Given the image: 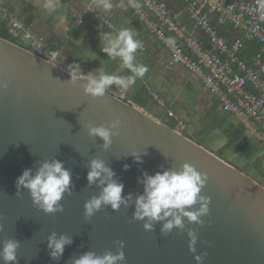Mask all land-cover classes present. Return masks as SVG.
I'll return each mask as SVG.
<instances>
[{"label":"water","instance_id":"obj_1","mask_svg":"<svg viewBox=\"0 0 264 264\" xmlns=\"http://www.w3.org/2000/svg\"><path fill=\"white\" fill-rule=\"evenodd\" d=\"M0 80L8 82L0 89V248L5 239L19 240V264H71L87 251L116 253L117 241H123L126 264H197L196 255L203 264H264V184L257 179L123 94L109 88L103 97L86 95L82 81H69L67 67L2 37ZM117 118L119 135L105 151L87 126H109ZM132 153H140L143 163ZM95 158L108 163L124 184L123 195L134 198L143 193L138 180L145 172L194 165L208 177L201 194L211 198L209 214L202 225L185 218L183 230L167 235L160 232L162 224L146 231L144 221L133 220L134 199L128 208L106 206L86 220L85 202L101 191L88 187L86 165ZM52 159L71 170L73 188L61 201L62 213L45 214L28 190L16 195V180ZM189 229L198 237L195 253ZM52 232L73 238L59 260L49 255Z\"/></svg>","mask_w":264,"mask_h":264},{"label":"clouds","instance_id":"obj_2","mask_svg":"<svg viewBox=\"0 0 264 264\" xmlns=\"http://www.w3.org/2000/svg\"><path fill=\"white\" fill-rule=\"evenodd\" d=\"M98 7L104 11L113 8L111 0H99ZM260 19L264 20V3L260 5ZM101 51L110 59H119L120 69H127L130 75H118L106 73L103 68H97L87 74L77 62L69 64L67 72L70 82L75 85L78 81L83 82L86 95L93 98L103 97L106 90L115 85L123 92H127L137 79H142L148 72V67L136 61V53L142 47L141 41L136 39L135 33L130 28L121 29L116 33L100 32ZM8 82L0 80V89H7ZM121 120L117 118L109 126H94L89 124L88 134L100 138L102 148L106 151L113 144V137L118 136L117 129ZM134 161L143 163L140 153H132ZM129 166L125 165V169ZM88 187L93 185L101 189L99 195H93L84 204V217L90 220L96 212L106 206L113 211H119L123 206L130 207L134 199L133 220L144 221L146 231H154L156 224H162V235L171 233L174 229L185 228V218L189 223L203 224L202 217L209 214L210 197L202 195L208 177L201 173L194 165L184 163L179 169H167L150 175L147 172L138 180L143 184V193L133 197L129 193L123 195L124 184L117 180L114 170L100 158L92 159L88 165ZM19 195L21 190H28L33 204L45 214H56L64 211L63 200L66 194H72V172L58 159L45 160L33 173L32 169H25L16 180ZM3 225H0V232ZM190 238L189 248L196 252L198 237L194 230L187 232ZM73 243V238L64 233L52 232L47 239L49 255L53 260H59L66 246ZM120 247L116 253L105 252L97 255L93 251H87L74 258L71 264H126L123 251V241H117ZM20 241L17 239H5L0 248V260L3 264H19L17 252ZM206 255V253L204 254ZM197 264H203V256L196 255Z\"/></svg>","mask_w":264,"mask_h":264},{"label":"built area","instance_id":"obj_3","mask_svg":"<svg viewBox=\"0 0 264 264\" xmlns=\"http://www.w3.org/2000/svg\"><path fill=\"white\" fill-rule=\"evenodd\" d=\"M97 1H91L89 10L96 11ZM180 1L187 5L188 17L193 23L191 33L165 0H128L133 14L170 51L171 59L165 67L170 70L178 64L199 75L205 89L217 98L225 112L247 119L251 134L264 149V20L260 19V5L264 1ZM0 23L30 50L68 67L69 63L61 58L58 49L51 47L43 36L36 34L13 9L1 2ZM224 25L239 29L242 35L226 37L218 28ZM197 31L207 36L209 47L196 37ZM247 42L260 46L251 56L244 54ZM140 50L146 48L142 46ZM114 91L134 102L129 93ZM153 96L165 115L174 121L170 126L189 137L186 122L169 107L165 98L156 93Z\"/></svg>","mask_w":264,"mask_h":264},{"label":"crops","instance_id":"obj_4","mask_svg":"<svg viewBox=\"0 0 264 264\" xmlns=\"http://www.w3.org/2000/svg\"><path fill=\"white\" fill-rule=\"evenodd\" d=\"M91 1L0 0L1 3L13 9L19 18L26 21L36 34L43 36L51 47L58 49L64 61L69 64L74 61L79 63L85 74L97 68H103L109 74L130 75L127 69H120L118 58L110 59L101 51L99 33H116L121 29H132L136 39L146 48L145 51L138 49L136 61L149 69L145 76L137 79L127 91L134 102L163 122L173 124L174 121L165 115L153 94L164 97L169 107L186 122L189 133L192 135L201 128H208L209 125L222 130L223 133L226 129L225 132H227L231 130L228 128L229 125L226 127L223 125V120H227L228 124L243 128L247 136L250 135L252 146L255 145L254 149L259 147L261 154L259 161L264 162V149L251 134L247 119L243 115L225 112L217 98L205 89L199 75L178 64L170 70L165 67L171 59L170 51L133 14L128 0H111L113 8L107 12L98 7L99 0L94 5L96 11L89 10ZM165 1L178 14L187 26L188 32L191 33L193 23L188 17L187 5L180 0ZM218 28L228 38L242 35L239 29L231 25L218 26ZM195 35L209 47L207 36L202 31L195 32ZM256 49L255 43L247 42L244 54L251 56ZM110 89L121 91L115 85ZM234 132L238 134L237 131ZM235 137L232 138L235 139ZM252 154L254 155V152ZM250 156L251 159L253 156ZM253 160L260 168L258 160L254 157Z\"/></svg>","mask_w":264,"mask_h":264},{"label":"rangeland","instance_id":"obj_5","mask_svg":"<svg viewBox=\"0 0 264 264\" xmlns=\"http://www.w3.org/2000/svg\"><path fill=\"white\" fill-rule=\"evenodd\" d=\"M17 40L21 42L19 39ZM61 58L64 59L62 55ZM223 125L225 127L229 125L228 128H230L231 130L225 132V129L223 133L222 130L209 125L208 128H201L197 130V132L193 134V139L196 141L198 139H201L203 145L206 148L219 155L223 154L226 157L225 160H227L234 166H240V168L246 167L244 170H241H243L244 173L259 179V182L264 184V162L259 161L261 155L259 152V147L256 146L257 148L254 149L255 145L252 146L250 135L247 136V132H245L243 128L241 129L238 126H233V124H228L227 120H223ZM234 131H237L238 134H235ZM232 137H235V139ZM252 152H254V155L252 154ZM250 155L258 160V162L260 163V168H258L257 163L255 164L253 157L250 159ZM251 170L253 173L251 172ZM260 172L261 175L259 174Z\"/></svg>","mask_w":264,"mask_h":264},{"label":"trees","instance_id":"obj_6","mask_svg":"<svg viewBox=\"0 0 264 264\" xmlns=\"http://www.w3.org/2000/svg\"><path fill=\"white\" fill-rule=\"evenodd\" d=\"M0 37H2V38H4V39H7V40H9V41H12V42H14V43H16V44H18V45H20V46H22V47H24V48H26L27 50L29 49L23 42H19L16 38H14L12 35H10L9 34V32L7 31V28H6V26L4 25V24H2V23H0ZM255 45H256V50H258L259 48H260V46L258 45V44H256L255 43ZM169 123V122H168ZM167 123V124H168ZM168 125H170V123L168 124ZM189 137L191 138V139H193V135L192 134H190L189 133ZM196 141V140H195ZM197 143H199V144H201V145H203V142H202V140L201 139H198L197 141H196ZM217 154V153H216ZM217 155H219V154H217ZM221 155V156H220ZM219 156L220 157H222L223 159H226V157L223 155V154H220ZM227 161V160H226ZM230 163V162H229ZM237 167V166H236ZM237 168H239L240 170L241 169H243L244 170V168H240V166H238ZM246 168V167H245ZM242 170V171H243ZM251 172H252V170H251ZM253 173V172H252ZM254 178V177H253ZM255 179H257V178H255ZM258 181H259V179H257Z\"/></svg>","mask_w":264,"mask_h":264},{"label":"flooded vegetation","instance_id":"obj_7","mask_svg":"<svg viewBox=\"0 0 264 264\" xmlns=\"http://www.w3.org/2000/svg\"><path fill=\"white\" fill-rule=\"evenodd\" d=\"M259 174L261 175V172Z\"/></svg>","mask_w":264,"mask_h":264}]
</instances>
